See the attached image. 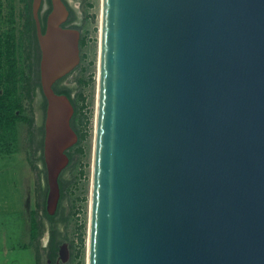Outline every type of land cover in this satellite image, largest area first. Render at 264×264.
Listing matches in <instances>:
<instances>
[{
	"label": "water",
	"instance_id": "95a60500",
	"mask_svg": "<svg viewBox=\"0 0 264 264\" xmlns=\"http://www.w3.org/2000/svg\"><path fill=\"white\" fill-rule=\"evenodd\" d=\"M58 1L44 31L32 7L49 213L78 138ZM99 43L87 264H264V0H102Z\"/></svg>",
	"mask_w": 264,
	"mask_h": 264
},
{
	"label": "rangeland",
	"instance_id": "374dc122",
	"mask_svg": "<svg viewBox=\"0 0 264 264\" xmlns=\"http://www.w3.org/2000/svg\"><path fill=\"white\" fill-rule=\"evenodd\" d=\"M2 1L1 25L4 28L15 27L19 33L24 29L27 0ZM64 1L75 17L70 22L68 17L62 26L74 28L75 25L79 38L84 35L87 42L82 49L79 48L77 65L60 82L72 88L71 96L79 90L85 95L83 119L79 125L85 133L83 153L76 154L74 163L63 173V177L71 182L68 197L63 201V219L57 224L55 243H60V250L54 260L49 257V222L42 210L49 186L40 149L45 111L41 109L42 94L38 91L32 107L34 125L18 123L15 139L0 140V264H87L102 0H74L75 4ZM33 2L31 0V8ZM46 7V0H40L39 12ZM37 51L41 58L39 42ZM82 53H85L84 58H81ZM77 79L82 80L81 85ZM33 210H37L36 219L43 229L32 241L30 223ZM45 234L47 240L43 241ZM72 251L75 254L73 258Z\"/></svg>",
	"mask_w": 264,
	"mask_h": 264
},
{
	"label": "trees",
	"instance_id": "16d2710c",
	"mask_svg": "<svg viewBox=\"0 0 264 264\" xmlns=\"http://www.w3.org/2000/svg\"><path fill=\"white\" fill-rule=\"evenodd\" d=\"M46 3L47 7L44 11L41 13L39 12L43 31L45 29L46 16L52 7L51 0H46ZM67 8L69 11L68 22H70L74 19L75 15L69 6ZM2 14L3 1L0 0V22ZM24 14V29L19 33L15 27L4 28L0 23V140H7V138L15 139L17 137L18 123L34 125L32 107L38 91H41L42 94L41 109L45 111L47 105L46 97L42 92L40 71L38 69L40 54L37 51L38 38L35 19L31 8V0H27ZM73 26L76 27L75 25ZM86 42V37L82 35L79 38V48L82 49L86 45ZM34 56H37L35 61ZM84 57L85 53H82L81 58ZM63 78L64 76L53 83V89L56 93L65 94L70 98L73 105V114L71 116L70 124L78 138L72 146L65 150V153L68 156V163L58 175L59 197L55 211L49 213L46 209V200L44 199L43 201L42 210L44 212V217L49 222V257L52 260L58 255L60 243H55L57 238V224L63 219V217H61V214L63 213V201L68 197V189L70 188L68 186L71 182L63 177V173L74 163V156L76 154L82 155L84 149L82 142L85 139V133L82 131L81 127H79V125L82 124L83 119L82 109L85 106V95L79 90L73 93L76 97H74L75 95L71 96L72 88L60 84ZM77 81L81 85L82 80L77 79ZM43 135L44 127L41 125V152H43ZM41 160L45 164L43 155H41ZM45 175L47 176L46 172ZM36 215L37 210H33L30 223L32 241L35 237L40 235L42 232L41 230L43 229L41 227V222L39 223L37 221ZM71 257H75L73 251Z\"/></svg>",
	"mask_w": 264,
	"mask_h": 264
},
{
	"label": "bare ground",
	"instance_id": "6f19581e",
	"mask_svg": "<svg viewBox=\"0 0 264 264\" xmlns=\"http://www.w3.org/2000/svg\"><path fill=\"white\" fill-rule=\"evenodd\" d=\"M68 2H72L73 4H75L74 0H67ZM65 8L59 3L58 0H56V8H55V11L53 13V15H55V18L56 19H63L65 17ZM101 19V18H100ZM66 28H69V27H66ZM68 31L72 34V35H76V30L73 29V28H69ZM59 100H58V104H59V110L61 112L60 114V118L62 119L63 116H65L66 114H68V111H69V107L68 105L66 104V101L64 100V97H57ZM63 101V102H62ZM59 115V113L57 112V116ZM71 138H73V134L70 133ZM53 193H52V196H51V207H53L54 205V200H55V197H56V187H55V184H53ZM47 239V234L45 236V240ZM62 255L65 257L66 255V252H65V249L62 251Z\"/></svg>",
	"mask_w": 264,
	"mask_h": 264
},
{
	"label": "flooded vegetation",
	"instance_id": "af4514ba",
	"mask_svg": "<svg viewBox=\"0 0 264 264\" xmlns=\"http://www.w3.org/2000/svg\"><path fill=\"white\" fill-rule=\"evenodd\" d=\"M45 236H46V234H45ZM46 240H47V239H46ZM46 240H45V238L43 237V241H46ZM59 250H60V249H59ZM63 250H64V249H63ZM63 250H62V251H63Z\"/></svg>",
	"mask_w": 264,
	"mask_h": 264
}]
</instances>
